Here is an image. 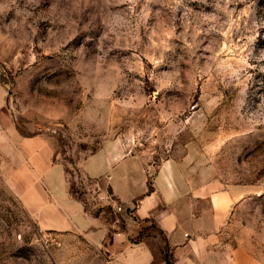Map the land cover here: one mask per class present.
<instances>
[{"label":"rangeland","instance_id":"obj_1","mask_svg":"<svg viewBox=\"0 0 264 264\" xmlns=\"http://www.w3.org/2000/svg\"><path fill=\"white\" fill-rule=\"evenodd\" d=\"M37 143L105 223L123 211L85 171L96 151L137 155L147 188L165 162L184 194L228 193L205 254L264 264V0H0V264H112L22 203Z\"/></svg>","mask_w":264,"mask_h":264},{"label":"crops","instance_id":"obj_2","mask_svg":"<svg viewBox=\"0 0 264 264\" xmlns=\"http://www.w3.org/2000/svg\"><path fill=\"white\" fill-rule=\"evenodd\" d=\"M36 141L40 142L39 136L26 142ZM40 144L21 151L31 169H26L23 181L13 187L32 216L43 220L47 228L83 229L86 240L104 245L112 264H166L165 246L172 264H241L217 259V251L205 254L232 204L228 193L199 194L189 184V194H184L177 186L174 169L166 167L165 162L157 169L149 190L146 169L137 155L96 151L88 156L85 171L105 186L109 184L111 195L123 211L118 217L120 224L118 219L105 223L100 216L85 212L70 196L63 171L51 163L52 151L40 148ZM201 200L208 204L206 212L199 211ZM150 222L159 235L140 233Z\"/></svg>","mask_w":264,"mask_h":264},{"label":"trees","instance_id":"obj_3","mask_svg":"<svg viewBox=\"0 0 264 264\" xmlns=\"http://www.w3.org/2000/svg\"><path fill=\"white\" fill-rule=\"evenodd\" d=\"M148 189L150 190L151 189V185L148 184ZM132 209H127V211H131ZM163 259L165 261L166 264H172L171 263V260H170V253H169V250H168V247L165 246L164 250H163Z\"/></svg>","mask_w":264,"mask_h":264},{"label":"built area","instance_id":"obj_4","mask_svg":"<svg viewBox=\"0 0 264 264\" xmlns=\"http://www.w3.org/2000/svg\"><path fill=\"white\" fill-rule=\"evenodd\" d=\"M117 211L121 210V207L118 205L116 208Z\"/></svg>","mask_w":264,"mask_h":264}]
</instances>
